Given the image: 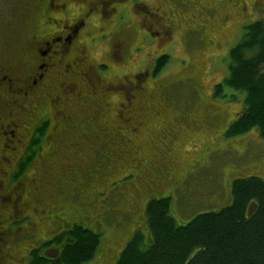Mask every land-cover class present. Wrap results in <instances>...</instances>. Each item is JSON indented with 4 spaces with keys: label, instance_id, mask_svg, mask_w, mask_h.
<instances>
[{
    "label": "flooded vegetation",
    "instance_id": "flooded-vegetation-1",
    "mask_svg": "<svg viewBox=\"0 0 264 264\" xmlns=\"http://www.w3.org/2000/svg\"><path fill=\"white\" fill-rule=\"evenodd\" d=\"M33 1L35 10L29 30L12 42L8 41L5 49H0V264H30L35 255L44 256L49 261L48 264H51L59 259L65 243L70 241L67 238L74 227L91 231L99 238V220H103L105 216L116 220L117 214H121L124 219H117V222L130 223L128 241L137 235L143 236L144 231H148L146 210L149 203L170 200V194L158 189L160 181H166L169 187L187 194L191 203L198 202L196 197L202 194V187L197 188L195 193L194 190H189L188 185V190L184 188L188 174L192 175L194 171H188L184 175L174 174L169 159L170 148L180 128L210 133L206 132L209 131L206 128L208 121L215 119L211 121L213 123L220 118V113L211 103L215 87L211 96L203 99L202 87L197 85L193 77L174 83L179 85L181 82H189L182 87L183 106L177 113L173 112L171 104L164 102L165 98H157L154 92L153 95L149 94L140 84V103L149 104L151 107L158 104L160 107L157 113L154 112L157 114L155 119L160 126L159 132L154 136L151 134L149 138L152 139L153 136L157 139L156 149L154 145L150 155L153 158L148 160L151 166L144 162L146 156L140 158L141 160L127 158L125 164H121L120 160H113L112 163V152L107 161L98 162L91 176L84 175L93 158H103L100 148L108 134L118 125L110 117L96 121L99 116L96 109L108 107L102 97L114 88L103 90L96 99L94 96L87 97L88 93L96 95L93 90L84 91L82 98L91 103L97 100L98 104H95V110H88L81 115L84 119L80 122L74 116L77 109L80 111L78 101H75L72 107L66 106L69 100L63 96L64 87L61 86L64 82L72 81L74 75H77L75 69L83 68L87 64L84 45H81L80 41L93 40L89 31L96 19L102 22L105 17L110 16L117 21L126 11L128 13L129 7L136 9L145 5L140 3L141 0ZM225 22L223 15L218 18L217 23L212 22L209 29L213 31L218 25H226ZM207 26L208 22L204 23L202 28ZM78 71L82 73L80 69ZM139 75L143 80L151 77L150 72ZM196 101L198 104L194 105ZM130 110L124 116L118 108V122L120 121L122 126L129 123L126 130H131L133 124L132 116H129ZM240 113L241 111L235 113V118L226 121L225 125L222 123V131L207 138L206 145L197 139L193 140L200 143L197 151L199 155L200 151L207 149L212 158H220L230 153L237 158L246 157V143L242 148L232 145L234 140L240 139L242 135L227 137L230 125ZM92 117L95 118L93 122H85L86 118L90 120ZM106 119L109 120L104 122ZM175 126L176 131H171ZM195 133L196 136L200 134ZM211 133H216V130ZM92 134L95 139L91 138ZM158 134L160 136L157 138ZM169 138L171 143L167 144L166 140ZM96 139L100 143L94 146L95 148H88V151L91 149L92 160L84 162L79 159L77 163L76 158H87L84 149L86 142H96ZM137 142L135 141V144L138 147ZM258 150L262 158V169L264 140H260ZM247 156L251 155L248 153ZM72 169L76 174L77 171L83 172V176L70 175ZM110 170L117 171L118 175L121 172L127 173L122 175L119 181H111L114 179L110 178L108 182L106 176ZM154 172L157 176H153ZM142 174L143 180L134 185L129 184L132 185L128 188L131 193L130 204L124 210L117 208L123 201H127L126 193L123 192L124 185L134 182L130 181V178L136 181ZM251 174L256 175H253V178L264 181V169L247 176ZM123 177L126 181L121 182ZM242 177L244 175L240 173H232L225 182L229 184L230 181L232 183ZM99 194H105L106 199L99 201L100 199L95 197L100 196ZM117 200L119 201L116 202ZM229 201L230 197L222 203L228 204ZM141 203L142 206L139 207ZM95 205L97 206L94 209ZM170 206L169 201V208ZM99 208L101 216L97 219L92 213H96ZM106 242L107 257H111L112 263L115 264L127 243L121 251L114 253L111 241Z\"/></svg>",
    "mask_w": 264,
    "mask_h": 264
},
{
    "label": "rangeland",
    "instance_id": "rangeland-1",
    "mask_svg": "<svg viewBox=\"0 0 264 264\" xmlns=\"http://www.w3.org/2000/svg\"><path fill=\"white\" fill-rule=\"evenodd\" d=\"M239 1L141 0L140 3L144 4L145 7L140 6L136 9L128 8L129 3L126 1L128 13L126 11L125 14L117 18V21H114L116 18L110 16L105 17L102 22L98 19L95 20L89 31L90 38L93 40L80 41L81 45H84L87 64L83 65V68H79L82 73L78 71L79 69H75L77 75H74L72 81L64 82L65 84L61 87H64L63 96L69 100L66 106L72 107L75 101H78L80 111L76 107L74 116L80 122L84 119V116L81 115L88 110H95V104H98L97 100L91 103V101L85 100L86 98H82L84 91L93 90L96 95L88 93L87 97L94 96L93 98L96 99L103 90L114 88L109 91L108 95H105L107 100L104 96L102 97L108 107L107 109H96V113L99 114L96 121L110 117L118 125L108 134V138L100 148L103 158H93L92 164L87 166L84 175L91 176L98 166V162L107 161L112 152L113 159L110 158L112 163L113 160H120L121 164H125L128 161L127 158L140 159L145 156L147 158H144V162L148 163V160L153 158L150 155L153 152V146L155 145V149L157 146V139L153 136L159 132L160 127L155 119L157 114L154 112L157 113L160 107L158 104L151 107L149 104L140 103V84L149 94L155 93L157 98H165L164 102L171 104L170 106L174 108L173 112L177 113L183 106L182 87L188 85L189 82H181L179 85H175L176 81L193 77L197 85L202 87L203 99H206L214 87L226 78L229 51L241 39L244 27L255 21L264 22V0ZM33 10H35L33 0H0V49H5L8 41L11 40L12 42L29 30ZM223 15L226 18V25H218L213 31L209 29L212 22L217 23L218 18ZM207 22V28H202L203 24ZM100 29H102L101 32H99ZM163 56L167 60L160 71L143 80L139 74L152 73L156 63ZM85 67H87L86 70ZM133 77L139 80L137 81ZM141 80L143 81L140 82ZM221 95L222 97L217 96L213 92L211 103L220 113V118L213 123L211 121L215 119L208 121L206 128L209 131L206 132L210 133L190 129L186 131L184 128H180L171 145L169 153L171 171L174 174L184 175L193 170L192 175L188 174L184 188L188 190L186 187L188 185L190 186L189 190H194L195 193L197 188L202 187L200 190L202 194L196 197L199 201L191 203L187 194L169 187L166 181H160L158 184L160 191L170 194V196L168 195L171 204L170 214L177 226L186 224L198 214L217 211L226 206L227 204L222 202L229 200V188L232 186L231 181V185L225 182L229 179L228 175L240 173L244 175L242 178H246L255 175L247 176L249 173L264 169H261L262 158H260L258 150L261 138L255 130L242 135L240 139H235L232 144L242 148L243 144L246 143L245 151L247 155L249 153L251 156L246 155V157L237 158L233 153H230L220 158H212L207 149L200 151V155L197 152L200 143L206 145L207 138L221 132L226 121L234 119V114L242 111L243 93L224 88ZM197 104L196 101L194 105ZM118 108L124 116L130 110L131 115L129 114V116H132L133 122L131 130L130 128L126 130L129 123L122 126L121 122H118L117 117L118 114L120 115ZM151 108H153L152 112ZM94 119V117L90 120L86 118L85 122L91 123ZM108 120L106 119L104 122ZM222 123L224 125H221ZM133 128L135 130H132ZM143 128L150 131L147 132ZM217 128H219L218 131ZM176 129L175 126L171 131L175 132ZM215 130L216 133H211ZM195 132H200V134L196 136L197 133ZM151 134L153 135L152 139H149ZM159 136L160 134L156 137ZM91 138L95 139L94 134L91 135ZM194 139L199 140L200 143L197 140L193 141ZM135 141L138 143V147ZM166 141L167 144L171 143L170 138ZM192 141L194 143L191 146ZM96 142L91 140L86 142L87 149L85 145L84 149L87 158H76L77 163L79 159L84 162L92 160V152L91 149L89 152L88 148H95L94 146H97L100 141L96 139ZM198 156L200 158H195ZM148 164L151 166V162ZM191 166L195 167L191 169ZM149 172L151 174V171ZM126 173L121 172L118 175L117 171L111 172L110 170L106 178L108 182L110 178L114 179L111 181H119L120 177ZM70 175L83 176V172L77 171L76 174V171L72 169ZM155 175L154 172L153 176ZM124 177L121 182L126 181ZM130 179L134 182L124 185L125 189L123 190L126 193L127 201H123L122 205L116 206L117 208L124 210L130 204L131 193L128 188L137 181L143 180V174L138 176L136 181L133 178ZM99 195H95L96 198L100 199L99 201H104L107 197L105 194ZM96 206L93 208L95 209ZM113 206L115 209V204ZM141 206L142 203L139 207ZM96 210L92 216L98 219L101 216V209ZM107 217L99 220L101 222L99 244L92 259L86 264H113L111 257H107L105 252L108 245L106 241H111L114 253L121 251L128 241L130 223L117 222V219H124L121 214H117L116 220ZM144 233L143 237L146 243L149 239L148 231L145 230Z\"/></svg>",
    "mask_w": 264,
    "mask_h": 264
},
{
    "label": "trees",
    "instance_id": "trees-1",
    "mask_svg": "<svg viewBox=\"0 0 264 264\" xmlns=\"http://www.w3.org/2000/svg\"><path fill=\"white\" fill-rule=\"evenodd\" d=\"M156 63V75L166 63ZM228 73L215 86L244 95L240 115L230 125L227 137L255 130L264 140V22L255 21L228 54ZM149 239L137 235L127 242L115 264H264V181L239 178L232 182L229 203L217 211L196 215L177 226L169 200L150 202L146 210ZM59 259L51 264H86L99 244L98 235L74 227ZM33 256L30 264H48Z\"/></svg>",
    "mask_w": 264,
    "mask_h": 264
}]
</instances>
